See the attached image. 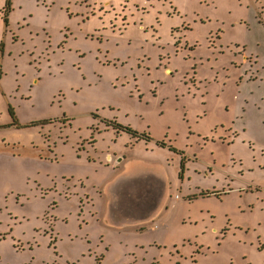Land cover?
<instances>
[{
	"label": "rangeland",
	"instance_id": "rangeland-1",
	"mask_svg": "<svg viewBox=\"0 0 264 264\" xmlns=\"http://www.w3.org/2000/svg\"><path fill=\"white\" fill-rule=\"evenodd\" d=\"M10 3L0 264H264V0ZM124 156L171 179L140 230L102 220Z\"/></svg>",
	"mask_w": 264,
	"mask_h": 264
},
{
	"label": "trees",
	"instance_id": "trees-1",
	"mask_svg": "<svg viewBox=\"0 0 264 264\" xmlns=\"http://www.w3.org/2000/svg\"><path fill=\"white\" fill-rule=\"evenodd\" d=\"M114 175L101 189L103 196H109L106 225L117 229L139 225L143 229L168 210L172 199L171 179L167 166L160 160L127 157L123 169L115 178Z\"/></svg>",
	"mask_w": 264,
	"mask_h": 264
},
{
	"label": "water",
	"instance_id": "water-1",
	"mask_svg": "<svg viewBox=\"0 0 264 264\" xmlns=\"http://www.w3.org/2000/svg\"><path fill=\"white\" fill-rule=\"evenodd\" d=\"M123 166H124V164L122 165V168L118 171V173H116V175L119 174V172L123 169ZM116 175H114V178ZM104 197H105V204H106V209H107L108 204H109V196L104 194ZM105 214L106 213L104 212V215L102 217L103 222H104ZM119 229H121V230H139V229H141V226H139V225H124V226L120 227Z\"/></svg>",
	"mask_w": 264,
	"mask_h": 264
},
{
	"label": "bare ground",
	"instance_id": "bare-ground-1",
	"mask_svg": "<svg viewBox=\"0 0 264 264\" xmlns=\"http://www.w3.org/2000/svg\"><path fill=\"white\" fill-rule=\"evenodd\" d=\"M113 157H114L113 159L116 161L117 157H116L115 155H114ZM129 157H131V156H129ZM125 158H127V157L124 156L123 158H121L120 163H119L118 166H117L118 168H117V171H116V172H118V171L122 168V165H123L124 162H125ZM115 161H114V162H115ZM119 168H120V169H119Z\"/></svg>",
	"mask_w": 264,
	"mask_h": 264
},
{
	"label": "crops",
	"instance_id": "crops-1",
	"mask_svg": "<svg viewBox=\"0 0 264 264\" xmlns=\"http://www.w3.org/2000/svg\"><path fill=\"white\" fill-rule=\"evenodd\" d=\"M108 158L112 161V162H114L115 160L113 159L114 157H113V155L111 154V155H108ZM116 162V161H115ZM145 228V227H144ZM143 228V229H144ZM140 230V229H139Z\"/></svg>",
	"mask_w": 264,
	"mask_h": 264
}]
</instances>
